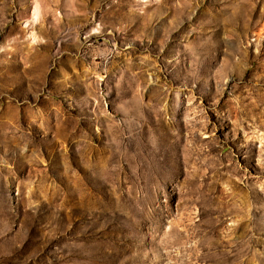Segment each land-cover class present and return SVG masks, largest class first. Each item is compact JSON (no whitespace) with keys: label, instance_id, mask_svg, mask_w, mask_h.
Returning a JSON list of instances; mask_svg holds the SVG:
<instances>
[{"label":"rangeland","instance_id":"1","mask_svg":"<svg viewBox=\"0 0 264 264\" xmlns=\"http://www.w3.org/2000/svg\"><path fill=\"white\" fill-rule=\"evenodd\" d=\"M0 264H264V0H0Z\"/></svg>","mask_w":264,"mask_h":264}]
</instances>
